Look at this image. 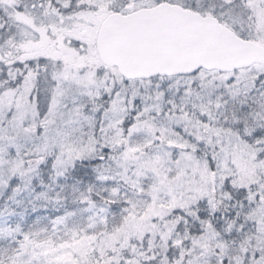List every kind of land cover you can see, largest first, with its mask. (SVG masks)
Wrapping results in <instances>:
<instances>
[{"label": "snow or ice", "instance_id": "6c2138e0", "mask_svg": "<svg viewBox=\"0 0 264 264\" xmlns=\"http://www.w3.org/2000/svg\"><path fill=\"white\" fill-rule=\"evenodd\" d=\"M0 264H264V0H0Z\"/></svg>", "mask_w": 264, "mask_h": 264}]
</instances>
